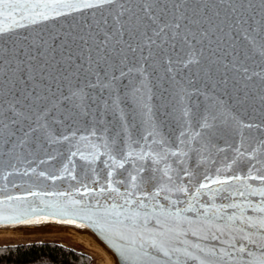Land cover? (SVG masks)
<instances>
[{"label":"snow or ice","instance_id":"6c2138e0","mask_svg":"<svg viewBox=\"0 0 264 264\" xmlns=\"http://www.w3.org/2000/svg\"><path fill=\"white\" fill-rule=\"evenodd\" d=\"M84 12L47 39L19 31ZM58 159L62 176H39L79 168L76 191L104 198L129 264H168L150 248L264 264V0H0V173Z\"/></svg>","mask_w":264,"mask_h":264},{"label":"water","instance_id":"95a60500","mask_svg":"<svg viewBox=\"0 0 264 264\" xmlns=\"http://www.w3.org/2000/svg\"><path fill=\"white\" fill-rule=\"evenodd\" d=\"M189 2L215 5L219 3V0H189ZM214 11L220 13V17L217 18L219 19L224 17L228 10L221 7L205 9L209 17L213 16ZM89 15L88 12L82 14L72 13V15L68 17H61L55 20L50 19L47 22L38 23L26 29H20L19 31L22 33L38 32L41 38L47 39L48 33L52 29L66 23H71L74 19H81L83 17L87 20ZM23 23L27 24L28 22L24 21ZM63 39V35L56 36L55 39L51 41L52 46L56 47ZM211 39L216 40V36H212ZM219 43L226 46V39H221ZM220 160L224 161V157L221 156ZM65 162L66 161L62 159L49 161L44 164L36 161L33 164V167L36 168V173L29 174L28 176L12 175L8 177V179H5L4 174L0 173V229L42 226L70 227L85 232L92 237L96 243L111 256V262H108V264H129V261L125 259L126 253L124 251L127 245L116 235L120 230V226L113 222L112 217L105 215L107 204L104 202V198H99L104 206L97 207L94 198L81 195L80 192L76 191V189L80 187V182L84 181V177L82 173H80L79 168H77V172L75 173L78 177L77 180L64 177L63 179L52 181L51 179L39 176L40 172H44L46 176H62L63 173L61 172V168L62 164ZM75 163L79 165L82 162L77 160ZM24 167H27V165ZM216 167L223 168L224 163H218ZM22 170L23 169H21V171ZM204 171H206L210 177H215L217 175L211 162L206 166ZM228 174V172H222L219 175L223 178ZM29 193H35L36 195H29ZM61 193L65 195H59ZM10 196L20 197V199L9 200L8 197ZM181 199H185V197H181ZM201 199L205 198L201 197ZM73 201H78L79 204L73 205ZM161 202L164 203L163 201ZM215 202L220 204L224 201H222L218 195ZM184 206L186 207L187 205L185 204ZM185 216L190 219L196 218L195 213H185ZM88 217H91V219H88ZM97 220L104 223L106 229L111 225L110 230H102L98 227L95 223ZM78 224L81 226H77ZM183 238L189 240L190 243H202V245L209 247H220L218 241H201L198 237H194L190 233H186ZM27 242H34V240ZM175 246L184 247L179 241L176 242ZM189 250L196 251L193 249ZM148 254L150 256H155L158 260H166L168 264H172V262L178 259H184L182 257L178 258L172 254H170V257H164L157 250L151 248L148 249ZM184 264H193V262L185 261Z\"/></svg>","mask_w":264,"mask_h":264},{"label":"trees","instance_id":"16d2710c","mask_svg":"<svg viewBox=\"0 0 264 264\" xmlns=\"http://www.w3.org/2000/svg\"><path fill=\"white\" fill-rule=\"evenodd\" d=\"M0 264H95L86 252L55 241L0 245Z\"/></svg>","mask_w":264,"mask_h":264},{"label":"bare ground","instance_id":"6f19581e","mask_svg":"<svg viewBox=\"0 0 264 264\" xmlns=\"http://www.w3.org/2000/svg\"><path fill=\"white\" fill-rule=\"evenodd\" d=\"M66 237L70 238L73 241L78 242L79 244L83 245V247H87L89 249L96 251V253H100L105 261L111 262V256L102 247H100L92 237H90L85 232L78 231L70 227L42 226V227H20L15 229H0L1 241L13 240V241L27 242L33 240H58L61 238L64 239Z\"/></svg>","mask_w":264,"mask_h":264},{"label":"rangeland","instance_id":"374dc122","mask_svg":"<svg viewBox=\"0 0 264 264\" xmlns=\"http://www.w3.org/2000/svg\"><path fill=\"white\" fill-rule=\"evenodd\" d=\"M34 241H37V240H34ZM39 241H55V242H59V243H62L64 245H67L69 247H73V248H75L77 250H81V251H84V252L88 253L94 259V263L95 264H108V262L104 260L103 256L100 253H96V251H94L92 249H89L87 247H83V245L79 244L76 241L71 240L68 237H66L64 239L61 238V239H58V240H39ZM22 242L21 241H13V240H9V241H7V240H2L1 241L0 240V245H8V244H15V243H22ZM97 256H99V257H97ZM100 256H101V258H100Z\"/></svg>","mask_w":264,"mask_h":264}]
</instances>
